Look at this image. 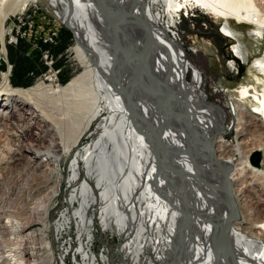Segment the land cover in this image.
I'll use <instances>...</instances> for the list:
<instances>
[{
    "label": "bare ground",
    "instance_id": "6f19581e",
    "mask_svg": "<svg viewBox=\"0 0 264 264\" xmlns=\"http://www.w3.org/2000/svg\"><path fill=\"white\" fill-rule=\"evenodd\" d=\"M191 2L223 22L224 33L238 40L231 56L249 70L229 93L236 130L249 124L246 117L264 126V53L250 59L231 28L233 20L252 23L244 24L262 48L257 0H0V57L7 19L32 3L73 31L82 70L65 84L50 75L49 84L41 78L29 87H14L10 72L0 70V107H26L10 134L22 144L25 132L38 129L27 141L38 156L28 162L52 166L46 183L53 198L62 182L69 189L63 205L39 206L53 240L65 237L58 264H264V217L253 218L238 188L245 169L251 189L263 171L249 166L248 156L233 161L241 150L224 142L206 100L182 75L170 35ZM6 113L0 110L1 127L14 112ZM8 154L5 164L17 159ZM226 219L215 241L219 254L212 253ZM27 254L11 241L0 246V264H50V252H43L46 260L28 261Z\"/></svg>",
    "mask_w": 264,
    "mask_h": 264
},
{
    "label": "rangeland",
    "instance_id": "374dc122",
    "mask_svg": "<svg viewBox=\"0 0 264 264\" xmlns=\"http://www.w3.org/2000/svg\"><path fill=\"white\" fill-rule=\"evenodd\" d=\"M257 1L264 9V0ZM179 16L180 20L174 31L175 34L170 32V35L174 39L177 52L183 59L182 75L197 87L199 96L206 100V106L211 111L218 127L223 128L224 142L230 144L231 147L239 146L241 156L232 154L233 161L239 163L242 157L248 156V164L252 166L249 162L250 154L254 149H259L263 154L261 155L262 162L260 161L261 167L259 162V166L255 168H260L264 174V126L254 118L246 117L250 119L249 124L236 130L233 102L231 103L229 99L230 91L239 84L240 80L245 81L244 78L249 76V70L245 68L231 76L223 68L224 66H221L226 44L232 41V47L237 39L223 35L221 32L223 22L195 3L189 5L186 11H179ZM246 24L233 20L231 28L237 31L238 39L248 47L249 58H257L264 53V38L261 43L262 48H257L255 40L249 35L251 27ZM48 30H55L54 41L50 44L42 42L43 33ZM177 33L183 37L184 45L176 37ZM203 41L210 44L209 49L204 50ZM73 43L74 36L70 28L57 22L45 9L31 3L24 11L7 19L6 51L0 57V70L10 72L14 87H29L41 78L49 84L50 75L56 76L58 80L56 83L65 84L82 71L71 49ZM193 44L199 45V51H191L190 47H193ZM45 49L52 54V68L57 73L54 70L48 71L50 69L47 64L49 59H44ZM230 52L232 53V50ZM0 110L4 113L11 110L14 112L7 116V121L2 122L3 126H0V246L9 244L11 241L18 242L22 250L28 253L24 257L25 260H46L43 252H50L47 254L49 258L47 260H50V264H58V256L61 253L60 245L65 237L59 241L53 240L55 232L50 225L51 221L44 220L39 206L41 202L50 205L59 202V205H63L69 189L65 182H62L59 196L53 198L48 193L49 184L46 183L52 166L46 167L39 162H28V156H38L36 145L28 143L35 137L38 129L34 128L25 132L26 142L22 144H18L14 135L10 134L11 127L20 123L17 114L25 113L26 107L5 105L0 107ZM238 130L243 133L240 134L241 136L237 135ZM10 151L16 153L17 159L10 164H5L4 160L8 159ZM65 166L66 164L62 166V172H66L64 171ZM245 170L247 173V169ZM246 173L243 172L244 175H241V178L244 177V180L248 182L249 178L245 179L248 175ZM262 178L257 180L259 187L252 189L246 186V182H238V188L241 189L243 199L245 198L243 202L247 203L253 218L257 220L264 217V175ZM17 222L20 226H17L19 229L16 230L14 223L17 224ZM16 232L18 235H14ZM114 240H117L116 236ZM99 244V242L96 244V249L100 248ZM31 252L38 257H28ZM67 261L70 262V259Z\"/></svg>",
    "mask_w": 264,
    "mask_h": 264
},
{
    "label": "built area",
    "instance_id": "2783aa9c",
    "mask_svg": "<svg viewBox=\"0 0 264 264\" xmlns=\"http://www.w3.org/2000/svg\"><path fill=\"white\" fill-rule=\"evenodd\" d=\"M179 18L180 17L177 18V24L175 26L176 29H177V25L179 24V20H180ZM244 23H247L249 25L250 24L252 25V23H250L248 21L247 22H244ZM221 32L223 33V35L228 36L223 31H221ZM54 34H55V30L54 31L53 30H48V31L44 32L43 33L42 42L43 43H49L50 44V42H53L54 41ZM176 37L178 39H180V41L184 45L183 37L181 36V34L180 33H177L176 34ZM15 40L17 41V38ZM193 43H195V42H193ZM232 43H233L232 41H229L228 44H226L227 47L225 48V52H223V57L221 59V66L222 67L224 66L223 68L226 70V72L228 74H231V76L232 75H235V74H237V73H239L241 71L240 68H239V66H240L239 65V62L231 56V52L230 51L232 50V47H231V44ZM190 49H191L192 52H196V51H199L200 47H199L198 44H193V47H190ZM44 59L45 60H48L49 59L47 64H48V66H49L50 69H48V71L54 70L52 68V62H53V60H52V54H49L48 49H45L44 50ZM55 73H57V71H55Z\"/></svg>",
    "mask_w": 264,
    "mask_h": 264
},
{
    "label": "water",
    "instance_id": "95a60500",
    "mask_svg": "<svg viewBox=\"0 0 264 264\" xmlns=\"http://www.w3.org/2000/svg\"><path fill=\"white\" fill-rule=\"evenodd\" d=\"M105 3V0H98V4L100 5V6H103V5H105L104 4ZM149 49V45L147 44L146 45V49H145V52H146V50H148ZM145 55H146V53H145ZM236 59H237V57H235ZM241 63V62H240ZM241 66H242V64H241ZM159 101L161 100L162 101V99L161 98H157ZM260 158H261V152L259 151V150H256V149H254L252 152H251V154H250V157H249V160H250V162H251V164H254V165H258L259 164V160H260ZM231 198L232 199V197H231V194H228L227 193V198ZM232 204H233V206H235V203H234V201H232ZM227 220L228 219H226L225 221H224V223L221 225V227H219L216 231H215V233H214V235H213V237H212V253H218L219 254V252L217 251V248H216V245H215V241L217 240V238L221 235V232H220V230L221 229H223V226H225V224L227 223ZM219 256H221V257H223V255H221V253H220V255Z\"/></svg>",
    "mask_w": 264,
    "mask_h": 264
},
{
    "label": "trees",
    "instance_id": "16d2710c",
    "mask_svg": "<svg viewBox=\"0 0 264 264\" xmlns=\"http://www.w3.org/2000/svg\"><path fill=\"white\" fill-rule=\"evenodd\" d=\"M12 83V82H11Z\"/></svg>",
    "mask_w": 264,
    "mask_h": 264
}]
</instances>
